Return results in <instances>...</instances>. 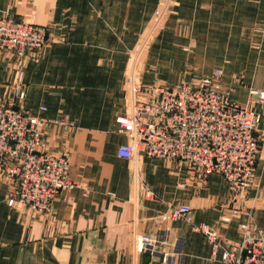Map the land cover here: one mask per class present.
<instances>
[{"label": "crops", "instance_id": "crops-1", "mask_svg": "<svg viewBox=\"0 0 264 264\" xmlns=\"http://www.w3.org/2000/svg\"><path fill=\"white\" fill-rule=\"evenodd\" d=\"M163 1L0 0V16L42 25L48 39L22 67L0 51V100L52 122L41 148L66 154L76 183L45 216L8 205L0 174V264H222L190 225L165 218L176 205H188L193 223L214 229L225 245L240 242L241 225L264 232V104L252 105L262 140L241 206L228 204L221 176L193 179L166 160L117 156L128 143L115 118L128 113L131 56L148 37L133 74L142 85L172 86L221 69L232 100L245 104L250 89L264 91V0H173L152 37ZM62 117L70 126L54 124ZM160 235L159 253L137 249V237Z\"/></svg>", "mask_w": 264, "mask_h": 264}, {"label": "built area", "instance_id": "built-area-1", "mask_svg": "<svg viewBox=\"0 0 264 264\" xmlns=\"http://www.w3.org/2000/svg\"><path fill=\"white\" fill-rule=\"evenodd\" d=\"M45 37L42 25L0 19V51L21 60L35 57ZM221 74L216 70L211 77L198 76L173 87L145 86L128 75V113L115 118L118 132L128 143L119 146L117 156L133 162L140 156L166 160L184 168L193 179L221 176L228 187V204L241 206L252 188L262 140L256 129L259 114L252 105L264 104V91L250 89L247 103L240 104L231 99L229 88L220 85ZM13 104L0 103V174L8 183V205L19 204L48 216L55 197L76 187L69 177V158L41 148L43 128L52 122ZM54 124L68 126L65 119ZM146 195L153 193L146 188ZM168 210L165 218L190 225L210 245L212 256L219 254L222 264H264L261 229L241 225L240 242L225 245L214 229L193 223L188 205L169 206ZM240 212L234 207L233 214ZM164 242L162 235L142 236L137 237L136 247L155 254ZM169 259L164 253L163 260Z\"/></svg>", "mask_w": 264, "mask_h": 264}, {"label": "rangeland", "instance_id": "rangeland-1", "mask_svg": "<svg viewBox=\"0 0 264 264\" xmlns=\"http://www.w3.org/2000/svg\"><path fill=\"white\" fill-rule=\"evenodd\" d=\"M172 3H173V0H166L165 2L163 1L162 2V4H160V6L158 7V9H156L155 11H154V16H153V22L155 23V26L154 27H152L151 28V34H150V36H157V34L161 31V29H162V25H161V22H162V20H163V18L165 17V15L167 14L166 13V10L168 9H170L171 8V6H172ZM3 17H7V18H10V19H13L14 21H18V22H23V23H26V24H34V23H28V22H26L25 20H23L22 18H13V17H11V16H8V15H6V14H4V15H1L0 16V19L1 18H3ZM36 25V24H35ZM256 30L257 29H251L250 30V33H249V39H250V37L252 36L253 37V35H255V33H256ZM263 30V29H262ZM150 37H148L146 40H145V42L143 43V45H141V47H140V49H142L141 51L140 50H138L137 52H135V54L134 55H132L131 56V60H130V67H129V69H128V72H129V74H131L132 76H133V74L135 75V73H134V70H135V66H136V64H137V61H138V57H139V55H140V52H142V51H144V49H146V47H147V42H148V39H149ZM47 31H46V37H45V44L41 47V48H39L38 49V51L35 53V55H37L38 53H39V51L40 50H42L45 46H46V44H47ZM254 48V46L253 45H250V49H253ZM2 52H4V51H2ZM7 53V52H6ZM13 54V53H12ZM15 55V54H14ZM17 56V55H16ZM19 59H20V57H19ZM22 65H23V61L22 60H19V66L20 67H22ZM216 70H219V71H221V73H222V70L221 69H216ZM216 70H214L213 72H215ZM212 75H213V73H212ZM211 75V76H212ZM222 76H221V79H220V85L221 86H223L224 87V85H223V73L221 74ZM211 76H202V77H211ZM126 77H128V76H126ZM224 77H225V75H224ZM21 79H22V72L21 73H19V78H18V82L19 81H21ZM237 79H238V76H236L235 75V77H234V79H232V81H233V84L234 83H236V81H237ZM126 82H127V78H126ZM182 82H184V81H182ZM182 82H180V83H182ZM180 83H178V84H176V85H179ZM162 85H165V84H162ZM176 85H172V86H169V85H165V86H168V87H173V86H176ZM226 89L227 88H230V86H228V87H225ZM232 89V88H231ZM14 90H15V94H17L18 92V90H19V87H16V88H14ZM23 93V92H22ZM230 93H231V91H230ZM14 99L13 100H11V101H9V102H5V101H2V100H0V103H3V104H10V103H14ZM14 105V104H13ZM15 106V105H14ZM23 110V109H22ZM30 114V113H29ZM32 115V114H31ZM35 116V115H34ZM38 117H40V116H38ZM42 118V117H41ZM44 119V118H43ZM63 119H65L64 117H62V118H60L57 122H59L60 120H63ZM66 121H67V119H65ZM68 122V121H67ZM70 124L71 123H69L68 122V126H70ZM118 129V128H117ZM42 215V214H41ZM169 255V254H168ZM170 256V255H169Z\"/></svg>", "mask_w": 264, "mask_h": 264}]
</instances>
